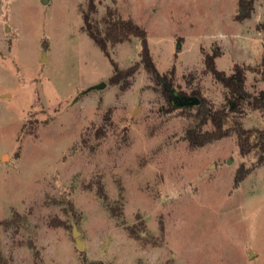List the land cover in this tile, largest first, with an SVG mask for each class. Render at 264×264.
I'll use <instances>...</instances> for the list:
<instances>
[{
    "label": "rangeland",
    "instance_id": "obj_1",
    "mask_svg": "<svg viewBox=\"0 0 264 264\" xmlns=\"http://www.w3.org/2000/svg\"><path fill=\"white\" fill-rule=\"evenodd\" d=\"M238 1L0 0V264H264V160L242 155L235 133L191 145L200 102L177 106L160 81L228 106L207 56L228 74L264 60V0L244 20ZM109 7L147 30L160 80L132 38L111 58L136 71L111 83V58L83 29ZM246 86L264 83L249 71ZM229 114L264 129L260 110ZM100 181L112 206L124 188L116 216Z\"/></svg>",
    "mask_w": 264,
    "mask_h": 264
},
{
    "label": "trees",
    "instance_id": "obj_2",
    "mask_svg": "<svg viewBox=\"0 0 264 264\" xmlns=\"http://www.w3.org/2000/svg\"><path fill=\"white\" fill-rule=\"evenodd\" d=\"M255 0H239L238 12L236 19L244 20L252 15L254 10ZM90 7H94L90 2ZM83 29L89 34L94 42L111 58V50L119 43L125 42L132 38L141 41V63L147 71L155 75L160 80V74L152 59L149 44L147 41V30L138 25L131 18H124L115 8L109 7L106 13L101 18H93L89 12L83 15ZM216 54L207 56V68L212 76L230 93L228 98V106L222 105L219 108L212 110L208 100L201 94L199 90H194L193 96L200 99L197 105L195 114L198 118V123L194 128L187 130V138L191 145L202 146L208 142L220 139L231 133L237 135L238 146L242 155H248L252 152L258 155L257 164L264 160V129L245 128L239 121H234L233 125H228L230 119V111H238L240 106L245 104L252 110H260L264 115V88L253 93L247 89V73L249 71L258 75L260 81L264 83V60L256 65L249 66L236 63L233 72L228 74L224 70L219 69L215 64ZM112 61V58H111ZM113 74L110 81L113 84L120 83L123 79L133 75L136 71V66L121 68L118 63L113 62ZM167 76L162 75L160 80L168 95L174 98L171 90V84H167ZM181 96H185L180 94ZM184 108H190L183 106ZM211 123L212 129L202 130V126ZM249 168L244 165L240 166L235 174V185L239 184L248 174ZM123 186L119 184V198L116 205L112 206L109 202L108 194L105 191L104 183L99 182L96 193L102 199L109 210L116 216L119 207L122 205ZM120 200V201H119ZM122 202V203H121ZM19 214L14 213L9 219L3 220V224L8 227ZM131 236L140 237L136 228L127 227ZM82 264H106L103 261H92L87 257L83 258Z\"/></svg>",
    "mask_w": 264,
    "mask_h": 264
},
{
    "label": "water",
    "instance_id": "obj_3",
    "mask_svg": "<svg viewBox=\"0 0 264 264\" xmlns=\"http://www.w3.org/2000/svg\"><path fill=\"white\" fill-rule=\"evenodd\" d=\"M43 1H45V0H43ZM105 85H106V83L103 82V83L97 85L96 88H103ZM171 90L173 92L175 99L177 100V102H176L177 106H193V105L198 104L200 102V99L197 96L185 97V96L179 95L173 89H171ZM74 233L78 234L77 230L74 229Z\"/></svg>",
    "mask_w": 264,
    "mask_h": 264
}]
</instances>
